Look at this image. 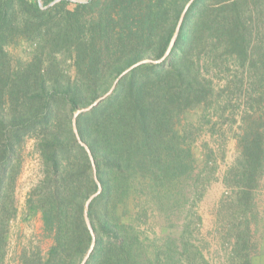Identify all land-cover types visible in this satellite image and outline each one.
Wrapping results in <instances>:
<instances>
[{
	"label": "trees",
	"instance_id": "obj_1",
	"mask_svg": "<svg viewBox=\"0 0 264 264\" xmlns=\"http://www.w3.org/2000/svg\"><path fill=\"white\" fill-rule=\"evenodd\" d=\"M55 1L43 0V9L37 0H0V264L17 218L18 149L27 139L36 141L42 163L41 179L27 194V218L41 214L52 245L46 254L24 250L20 264H81L92 242L84 206L98 186L73 116L135 63L161 59L190 0L50 6ZM15 32L26 34L34 50L11 71L3 48ZM231 62L240 87L250 86L252 104L242 115L240 154L225 184L233 189L230 206L245 216L244 231L233 236L235 252L251 246L246 212L256 205L264 175V0H195L169 58L133 70L78 118L103 187L89 210L97 242L87 264H209L193 242L196 217L181 237H152L148 227L155 215L191 212L202 199L210 177L196 173L193 142L204 122L222 117L223 90L215 81ZM194 111L197 122L190 120ZM239 257L253 264L250 250Z\"/></svg>",
	"mask_w": 264,
	"mask_h": 264
},
{
	"label": "rangeland",
	"instance_id": "obj_2",
	"mask_svg": "<svg viewBox=\"0 0 264 264\" xmlns=\"http://www.w3.org/2000/svg\"><path fill=\"white\" fill-rule=\"evenodd\" d=\"M37 1L39 4L41 1V7L45 9L43 0ZM88 1L74 0L80 3ZM3 49L4 62L11 71L20 64L30 61L34 50L29 37L22 32L13 33ZM70 65L68 61L65 67L68 68ZM214 71L219 73L216 68ZM239 78L241 74L231 62L230 69L221 73L220 81L216 79L217 88L223 90L222 108L229 99L231 103L226 110L221 111L220 108L219 114L222 117L214 115L211 124L203 123L199 137L193 142V152L198 161L196 173L206 170L205 176L210 177L202 199L191 212L187 208L175 212L173 216L155 215L148 227L149 235L152 237H181L187 220L192 216L196 217L198 221L192 227L193 242L200 248L209 264H240L239 254L245 255L249 250L253 264H264V175L261 177L259 187L254 191L256 205L246 212L251 221V246L247 250L246 248L239 250V254L235 252L233 236L244 231L245 216L230 206L233 189L225 184V177L240 154L238 135L241 134L242 115L252 104L249 97L250 86L246 84L240 87ZM227 85H230L229 90L226 89ZM197 113L192 112L190 120L197 122ZM207 116L210 117L208 113ZM18 153L21 158L20 172L15 185L18 213L10 225L5 264H20V256L24 250L40 249L46 254L52 245V241L45 237L43 232L41 214L27 218V194L42 176V163L36 150V141L27 139L18 149ZM207 160L209 169H206L207 165L205 166Z\"/></svg>",
	"mask_w": 264,
	"mask_h": 264
},
{
	"label": "water",
	"instance_id": "obj_3",
	"mask_svg": "<svg viewBox=\"0 0 264 264\" xmlns=\"http://www.w3.org/2000/svg\"><path fill=\"white\" fill-rule=\"evenodd\" d=\"M61 0H56L55 2H53L52 4H50V6H53L55 3L57 2H60ZM195 0H190L187 5L185 6L181 16H180V19L178 21V24L176 26V29H175V32L173 34V37L169 43V46L165 52V54L163 55V57L161 59H158V60H153V59H145V60H142V61H139L137 63H135L134 65H132L131 67H129L128 69H126L124 72H122L117 78L116 80L114 81L111 89L104 95L100 96L99 98H97L91 105H89L88 107H85V108H81L79 110H77L73 116V131H74V134H75V137L78 141V143L85 148V150L87 151L88 155H89V158L91 160V163L93 165V168H94V174H95V180H96V183H97V186H98V190L95 194H93L92 196L89 197V199L86 201L85 203V206H84V218H85V222L87 224V227L91 233V237H92V242H91V246L88 250V252L86 253L85 257L83 258L81 264H87L90 260V258L92 257L93 253H94V250H95V246H96V242H97V236H96V233L91 225V222H90V219H89V210H90V206L92 204V202L102 193L103 191V187L100 183V181L98 180V177H97V172H96V166H95V161H94V158H93V155L89 149V147L87 146V144H85L82 139H81V136L79 134V130H78V125H77V122H78V118L83 115V114H86V113H89L91 112L92 110H94L95 108H97L100 104H102L104 101H106L114 92V90L116 89V87L118 86L119 82L124 78L126 77L128 74H130L133 70L143 66V65H147V64H151V65H159L161 63H163L164 61H166L174 46H175V43L177 41V38L179 36V33H180V30H181V27L183 25V22L185 20V17H186V14L188 12V10L190 9V7L192 6V4L194 3ZM40 5L42 6L41 4V1H40Z\"/></svg>",
	"mask_w": 264,
	"mask_h": 264
}]
</instances>
